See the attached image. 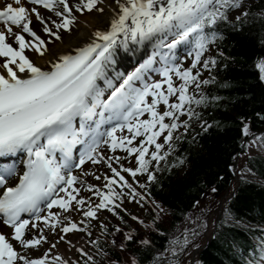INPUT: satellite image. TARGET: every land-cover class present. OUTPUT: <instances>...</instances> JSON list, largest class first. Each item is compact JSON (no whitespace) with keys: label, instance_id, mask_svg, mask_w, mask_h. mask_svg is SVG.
<instances>
[{"label":"snow or ice","instance_id":"1","mask_svg":"<svg viewBox=\"0 0 264 264\" xmlns=\"http://www.w3.org/2000/svg\"><path fill=\"white\" fill-rule=\"evenodd\" d=\"M102 3L103 0H12L0 8V60L3 61L0 63V224L13 229L7 234L0 228V264H47V255L29 259L14 246L13 241L28 250L39 246L41 241L47 242L43 234L39 238H26V230L31 231L29 225L31 228L38 225L23 219V214H30L35 221L43 220L51 229L60 223L59 215L50 212L54 206L65 213L77 211L93 219L103 209L116 214L115 208L120 206L116 200L122 201L123 188L130 189L133 200L140 195L122 172L133 179L146 174L149 182L155 181V171L160 170L161 162L170 154L162 149L167 145L172 150L173 140L179 139L174 134L181 128L186 131L189 121L198 118L193 105L207 103L202 93L197 96L189 89L193 85L200 89L202 84L211 82L201 80L199 70L193 72L198 65L210 70L216 64L215 59L201 60L217 39V32L210 30L218 22L227 21L229 11L243 6V0H113L118 11L114 10L108 30L96 31L95 39L76 49L75 54L58 57L50 70L36 66L26 54L35 51L43 56L52 39L59 40L61 31L72 30L77 22L75 13L83 15L93 10L103 13L104 8L98 7ZM40 7L52 15H42ZM33 16L44 35L52 39L45 40L37 33ZM235 18L239 20L240 15ZM150 40H155L156 50L139 66L126 73L109 75L114 70L118 49L129 51L130 43ZM182 45L190 48L188 55L192 63L188 68L175 55ZM157 56L161 63L158 68L153 67ZM257 67L264 79V60ZM149 72L158 73L161 80L149 82ZM174 76L180 81L178 85L174 84ZM173 97L175 102H170ZM161 105L163 111L159 110ZM145 114L148 118L141 119ZM181 116L188 119L181 121ZM125 129L131 136L118 137L117 133ZM243 131L248 134L247 126ZM137 137L143 139L139 146H133ZM161 138L163 143L158 142ZM257 139L264 141V137ZM102 144L112 152L120 149L128 156L135 154L138 166L132 169L121 165L117 170L111 161L119 163L122 157L105 160L98 155ZM152 146L154 150L150 152ZM21 153L26 156L22 170L15 167L13 159ZM74 153H78L75 159ZM102 161L112 176L104 177L107 192L88 185L87 190L99 198L93 205L90 198H78L80 190L73 187L78 177L72 170L82 169L87 162ZM153 162L154 171L150 170ZM116 187L121 191H116ZM44 208L49 210V216H41ZM52 219L56 223H50ZM65 219L68 222L61 227L62 233L84 230ZM64 239L61 235L60 240ZM179 243L172 241L173 245ZM56 246L53 243L51 248ZM78 251L87 255L83 249ZM257 257L249 264H264V244ZM52 264L69 262L56 256Z\"/></svg>","mask_w":264,"mask_h":264},{"label":"trees","instance_id":"2","mask_svg":"<svg viewBox=\"0 0 264 264\" xmlns=\"http://www.w3.org/2000/svg\"><path fill=\"white\" fill-rule=\"evenodd\" d=\"M234 10L210 30L217 32V39L202 57L215 59V66L206 70L198 65L193 70L201 72V80L211 81L189 89L207 97L206 104L193 105L198 118L189 121L186 131L181 128L174 134L179 139L173 140L172 150L167 145L162 149L170 154L155 171V181L147 180L140 195L132 198L135 210L126 209L125 190L122 201L116 200L120 205L116 214L100 210L106 217L96 235L88 236L87 255L78 254L76 264H185V252L201 244L217 200L229 185L234 187L232 163L237 153L245 156L240 173L249 177L238 179L194 264H249L258 259L264 244V141L257 137H264V132L250 140L254 148L250 155L240 143L245 141L246 146L249 136L264 131V82L257 67L264 59V0H247L243 12L248 15L239 20L230 18ZM150 170H155V162ZM208 198L211 203L203 208ZM181 225L197 238L194 242L185 245ZM145 240L149 243H142ZM173 240L180 243L173 245ZM168 248L177 251L164 256Z\"/></svg>","mask_w":264,"mask_h":264},{"label":"rangeland","instance_id":"3","mask_svg":"<svg viewBox=\"0 0 264 264\" xmlns=\"http://www.w3.org/2000/svg\"><path fill=\"white\" fill-rule=\"evenodd\" d=\"M11 0H4L3 4L5 3H9ZM106 0H103V2H105ZM113 0H110V2H112ZM249 2L253 1V0H248ZM5 2V3H4ZM103 4V3H102ZM100 4V5H102ZM247 4V0H243V6L241 9H236L234 10L231 14H230V18L232 20H235L237 15L241 16V13L243 12L244 7ZM98 5V7L100 6ZM1 6V5H0ZM5 6V5H4ZM27 7H32V5H27ZM41 9H43L42 7H40ZM96 10H93L92 12H87L85 11L83 13V15L79 14V13H75L76 15V20L78 22V18L82 17V16H86V15H92L94 14ZM46 13L48 15H51V13H48L46 11ZM55 18V17H53ZM76 22V23H77ZM76 23L72 26V30L71 31H61L60 32V39L59 40H55L52 39L50 37H47L44 35V33L40 30L41 26L38 23H34L35 25V30L37 31V33L39 35H41L42 38H44L45 40L48 39H52L51 43H48L47 48H53L56 47L58 44H60L64 39L67 38V36H69L75 29ZM16 30V29H14ZM26 39H28L26 37ZM11 43V42H10ZM131 44V43H130ZM129 44V49H131V46ZM144 44V42H143ZM155 44V45H154ZM133 45V44H131ZM137 44H134V46H136ZM156 46V42L155 40H150L146 43L145 48L143 49L144 51L140 54L142 58H137L135 55L132 56L134 58V60H136L135 65L133 64V62L128 61V65L124 67L120 66L115 63V65L112 66V68L114 70H110L109 71V75H115L116 73L120 72H129L134 70L137 66H139L140 62H143V60L147 59L155 50L154 47ZM15 47V45H14ZM190 49H186L182 51V54L179 56V60L180 62L183 64V67L186 68L187 64L189 63V61L192 60V57L188 55ZM123 54H127L128 51H125L123 48L118 49V52ZM130 51V50H129ZM166 51V50H165ZM26 54H29L31 56H35L37 55V53L35 51H30V52H26ZM143 55V56H142ZM130 56V55H129ZM40 57V56H39ZM133 60V59H132ZM141 60V61H140ZM201 60L203 61V57L201 58ZM3 61L0 60V63H2ZM116 62H117V54H116ZM158 64H161L158 60H157V66H153V67H159ZM121 69V70H120ZM118 71V72H117ZM147 78L149 82L152 81H159L161 80V76L156 73V74H152L151 72H149L147 74ZM173 80L175 81V84L178 85L180 83V81L178 79H176V77H173ZM264 82V79H262ZM164 87L166 88V85H164ZM151 100V97H149V101ZM170 102H175V97L171 98ZM160 111L164 110L163 105L160 106L159 108ZM147 114H145V116L141 117V119H146ZM117 136H131V133H128L127 130L125 129L124 132H118ZM254 138V137H253ZM143 139V137H137L134 141H133V146H139L140 140ZM163 140L162 138L159 140L161 141ZM250 142L247 141L246 146H244L245 150H246V154L250 155L253 153L254 148L252 143H248ZM152 151V150H151ZM98 155L99 156H103L105 157V160H107L108 157H122V159L119 161V163H117L114 159L111 161L113 167H116L117 170H120L121 165L124 168H132L135 169L137 167V163L135 158V154H133L132 156H128L127 152L121 151L120 149H117L115 152H112L108 149L107 146L103 145L101 146V148L98 151ZM126 157V159L124 158ZM245 156L244 155H240L237 158V166H236V172L239 173L241 175V177L243 178H248L249 176H242V174L240 173V168L242 167V163L244 160ZM72 174L76 175L78 177V182L76 184L73 185L74 188L79 189V197L78 198H90V202L95 205L96 203L99 202V198L95 195H93L92 192H89L87 190L88 185H92L94 186V188L100 189L101 191L107 192V189L104 187L106 184V180L104 179L105 176L111 177L112 173L109 170V168L107 167L106 162H101V163H97V164H93L91 162H87L86 164L83 165L82 169L81 168H73L72 170ZM122 175L125 176V178L128 180V182L130 184H132V186L136 189V192H138L140 190V186L141 184H144L147 181V176L145 174L143 175H138L135 179H133V177L131 175H129L128 173H121ZM99 176L101 177L100 179H96V177ZM241 179V178H240ZM115 187V186H114ZM116 189L121 190L119 187H116ZM122 190H125L126 194H125V201H124V205L126 207V209L132 211L136 209V204L135 201L132 200V195L130 192V189L128 188H123ZM69 191H71V189H69ZM61 196H63L64 194L61 193ZM73 195H75V193H73ZM131 195V197H130ZM218 202V200H217ZM211 203V199H206V201L202 204L203 208H206L209 204ZM73 204H75V202L73 201ZM217 204V203H216ZM51 213H55L58 214L60 219V223L57 224V227L55 229H51L50 227L46 226L43 223V220L41 221H35V219H32L30 221L37 223L38 228H31V224L29 225V228L31 229L30 232H28V230H26V238H32V237H37L39 238V236L41 234H43L44 237H46L47 242L41 241V244L39 246H37L36 248L33 249H28V250H24L21 249L19 244L15 241H13L14 246L17 248V251H21L23 253H25L27 255V257L29 259H40L43 258L45 255L48 254V251H50L51 249V245L53 244V242L55 241H60L63 242L68 238L77 236V237H82L84 242H83V247L82 248H78V249H83L84 252H88V248H89V244H88V236L89 233H91L90 236L96 235L97 232V228L99 227V225L102 223V221L104 220V218L106 217L104 213H102L100 210L97 213V217L95 219L93 218H86L84 217L80 212L77 211H69L67 213L63 212L62 210H58L57 207H53L50 210ZM49 210L44 208L42 211L41 216H49ZM194 215H197L196 213H193V218L196 220V217H194ZM211 215V214H210ZM191 216V217H192ZM65 217H67L68 219H70L72 222H79V227L81 229H84L82 231H73L71 233L68 234H64L60 231L61 227L65 226L68 222V220L65 219ZM212 220H213V216H211L209 218L207 227H211L212 225ZM54 221L53 223H56V221L54 219L50 220V222ZM81 221H83V223H81ZM64 222V223H63ZM191 222V221H189ZM210 224V226H209ZM185 225V224H184ZM184 225H181L180 227V232L183 234V236L185 237V240L188 242H194L197 238L192 237L191 235H189V233L187 232V229L185 228ZM42 229V233L41 230ZM190 229H193L192 227H190ZM197 230V229H195ZM205 233V232H204ZM204 233H203V238H204ZM64 235L65 239L64 240H60V236ZM203 240V239H202ZM78 249L74 252V256L69 260V264H76V260L78 257V254H80L81 252L78 251ZM177 251V249H171L168 248L164 254V256L169 255V254H173ZM191 251H187L186 253V257H185V264H188L189 262V255H190ZM188 255V256H187ZM32 256V257H31ZM53 260H50L47 262V264H52ZM18 264H22V262H18ZM194 264V263H193Z\"/></svg>","mask_w":264,"mask_h":264},{"label":"bare ground","instance_id":"4","mask_svg":"<svg viewBox=\"0 0 264 264\" xmlns=\"http://www.w3.org/2000/svg\"><path fill=\"white\" fill-rule=\"evenodd\" d=\"M3 1L4 0H0V5H1L0 8H3L4 5L6 4L5 2H4L5 4H3ZM9 3H12V0ZM99 7L104 8L103 13L95 11L94 14L92 15H86V16H82L78 18V22L76 23L74 31L69 36H67V38L64 39L56 47L48 49V51L43 56L38 55V54L35 56H31L29 54L27 55L30 57V59L34 62L36 66L41 67L43 70H47L52 66L53 63L57 61L58 57L62 55H67V54H74L76 49L85 46L86 44L90 43L91 41L95 39L96 31L98 30L107 31L109 28L110 22L113 16L115 15L114 10L118 11L117 5H115L113 1L110 2V0H106ZM39 11L41 12L42 15L50 16L46 13L45 9L39 8ZM32 20H33V23H36L35 16L32 17ZM15 31H19V30L16 29ZM10 42L11 40H9V43ZM147 42L148 41H145L144 44L140 43V44H137L136 46H134V44L133 45L130 44L131 49H136L135 52H132L131 49H129L130 51H128L127 54H123L121 53V51L119 53L117 50V62L116 63L119 65V67L123 65L124 67L127 66L128 61H131L132 56L134 55L137 58H142L140 54L144 51L143 49L145 48ZM25 162H26V159H25ZM21 168L23 169V166ZM235 173L237 172L235 171ZM53 222L54 221L50 223H53ZM75 223H77L79 226L78 221H76ZM0 228H2L3 233L11 234L13 232V229L6 228L2 226L1 224H0ZM69 241L71 243H69ZM83 242H84L83 238L77 237V236L68 238L63 242H60V241L53 242V243H56L57 246L55 248H51L50 251H48L47 262L50 260H53V258L56 256H59L62 259L69 262V260L74 256V252L78 248L83 247L84 245Z\"/></svg>","mask_w":264,"mask_h":264},{"label":"water","instance_id":"5","mask_svg":"<svg viewBox=\"0 0 264 264\" xmlns=\"http://www.w3.org/2000/svg\"><path fill=\"white\" fill-rule=\"evenodd\" d=\"M264 60V59H263ZM264 131L252 134L251 136H249L247 138V140H250L253 137H256L258 135H260L261 133H263ZM244 142L242 141L240 143V148L242 149L244 147ZM239 153H237L235 155V158L233 160L232 163V181L235 183V185L237 184L238 178L240 177L239 174L235 173V169H236V162H237V158L239 157ZM234 189V188H233ZM233 189L231 191H229V189L227 188L224 191V194L219 198L217 205L215 207V209L212 211L211 216H213V222H212V229L209 232H205L204 233V238L202 243L197 246L196 248H194L189 255V262L188 264H193L197 258V255L200 253V251L208 244L210 237L212 236L213 232H214V226L215 224L219 221V219L222 217V212H223V206L225 204V202L229 199V197L231 196Z\"/></svg>","mask_w":264,"mask_h":264}]
</instances>
